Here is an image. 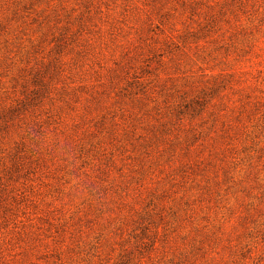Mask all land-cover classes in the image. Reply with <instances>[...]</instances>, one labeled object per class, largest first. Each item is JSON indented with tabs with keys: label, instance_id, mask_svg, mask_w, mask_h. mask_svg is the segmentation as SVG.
<instances>
[{
	"label": "rangeland",
	"instance_id": "rangeland-1",
	"mask_svg": "<svg viewBox=\"0 0 264 264\" xmlns=\"http://www.w3.org/2000/svg\"><path fill=\"white\" fill-rule=\"evenodd\" d=\"M0 264H264V0H0Z\"/></svg>",
	"mask_w": 264,
	"mask_h": 264
}]
</instances>
